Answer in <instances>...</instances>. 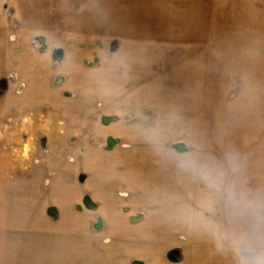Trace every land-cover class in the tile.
Wrapping results in <instances>:
<instances>
[{"label":"crops","instance_id":"0c3cea01","mask_svg":"<svg viewBox=\"0 0 264 264\" xmlns=\"http://www.w3.org/2000/svg\"><path fill=\"white\" fill-rule=\"evenodd\" d=\"M171 1L179 3L178 10H169L167 0H55L58 10L50 9L48 20L46 16L44 20L35 7L38 0H29L25 9L18 10L17 25L2 18L0 79L6 82L0 91V264H5L4 258L9 264H73L77 259L68 260L70 248L54 245L56 239L67 235H100V239L121 233L123 226L196 232L193 227L189 230L193 225L189 222L184 228L166 222L153 225L160 211L192 204L204 193L197 182L179 179L185 173L177 165L162 164L161 168L160 163H153V169L162 175L161 182H136L137 169L153 170L146 166L151 160L135 158L137 149H151L147 140L138 146L136 137L146 139L156 134L174 138L179 136L178 124L183 131L186 123L217 122V113L222 110H217L218 92L231 87L234 56L239 68L238 55L247 61L249 53L235 49L227 36L213 33L218 23L231 25L235 20L223 23L219 17L228 13H220L215 0ZM241 5L246 10L247 3ZM186 8L193 12L192 18H185ZM253 8L260 11L259 6ZM203 13L208 16V31L187 33L185 26ZM235 16L244 26L245 17ZM246 38L247 43L252 41V37ZM235 73L243 77L240 71ZM107 117L115 118V123L106 125L103 121ZM47 120L57 125L53 135L39 130V122ZM31 122L35 138L29 148L25 127ZM118 124L127 132L116 130ZM212 128L208 126L203 133L208 141L215 138ZM97 129L102 131L97 133ZM194 130L201 132L199 126ZM41 135L53 142V147L47 150L37 144ZM56 136L73 146L58 147ZM114 137L122 142L108 151L103 141ZM79 139L84 140L80 152L77 146L74 149ZM208 145V150L213 149V144ZM117 154L122 158H118L115 171L126 177L127 169H134L131 182H124L121 176L104 181L101 158ZM197 158L210 161L200 154ZM170 170L178 180L165 187ZM58 181L62 183L57 188ZM76 186L81 191L76 192ZM57 190L67 196L50 199L49 194ZM154 191L177 204L132 206L135 198L145 199ZM64 199L68 200L66 213L61 212ZM51 202L59 204L56 220L50 211L55 212L57 206H46L43 212V205ZM93 204H98L97 209L93 210ZM162 205L166 208L159 207ZM139 215L144 220L135 224L132 218ZM26 243L36 246L25 247ZM46 244H51V253H43ZM146 246L138 255L153 249L152 244ZM200 248L198 245L194 250ZM138 255L128 264L142 259Z\"/></svg>","mask_w":264,"mask_h":264},{"label":"rangeland","instance_id":"374dc122","mask_svg":"<svg viewBox=\"0 0 264 264\" xmlns=\"http://www.w3.org/2000/svg\"><path fill=\"white\" fill-rule=\"evenodd\" d=\"M167 1L170 2L167 7L169 10H178L179 3L177 1ZM228 1L229 2L227 4L226 0H215L218 11H220V13H228L221 15L219 19L223 21V23H229L232 20H235L231 23V25H221L218 23L214 26L213 33H216L218 36H227L232 40V45L235 49H243V51L249 53V59L245 61V57L238 55L239 62H241V65H239L238 68L237 65H235L236 56H234V65H232L234 74H232V82L230 84L231 87L228 90L219 91L218 100H216L218 103L217 110L222 109L220 113H217L218 121L202 122L201 124L186 123L183 125L186 129L183 131H181L180 128L182 124H178L179 130L176 134H179V136L174 138H161L156 134H152L163 140L170 153L167 155L156 149L150 139V136L152 135L148 136L146 139H144L142 135H138L136 137L138 146L143 142V140H147V144H151V149H137L135 158L138 161H144L145 159L151 160L152 162H147L146 166L153 169V163L155 166H157V163H160L161 168L162 164H168L175 167L177 165L175 162L176 157H197L200 154L202 159L204 157H208V160H210L209 162L217 165H226L227 158L232 157L234 158L236 165V176L238 179H240L248 188L254 190H264V0ZM243 2L247 3L246 10H242L243 6L241 4ZM28 4L29 0H19L18 3H11L8 0L1 2L0 0V32L2 18H4L3 21L9 22L13 26L17 25L19 23L17 22V18L20 16L18 10L25 9ZM57 4H59V2H57ZM55 5V0H38L37 4L35 2V7L40 11L39 15L42 18L44 16V20H46L45 16L48 20L49 10H55ZM254 5L259 6L260 11L253 8ZM56 9L58 10V8ZM192 13L193 12H191L189 8H186L184 12L185 18H192ZM236 14H238L240 18H242L241 16L245 17L247 21L245 20L242 22L245 24L244 26H242L241 22L239 23L238 17L235 16ZM207 19L208 16L205 13L197 16L193 24H187V26H185L187 33L194 35L205 34L209 29ZM40 36H42L43 39L44 36ZM246 37H252V41L250 39L247 43L245 41L247 39ZM256 53L259 57H256ZM255 58L257 59L255 60ZM257 60L259 61L257 62ZM247 67L248 72L246 75ZM235 71H240V74L243 77L237 75ZM246 77H248V80ZM5 82V79H0V91ZM220 114L222 115L220 116ZM210 118L214 119V117ZM103 122L106 125L113 124L115 123V118L107 117ZM33 126L34 123L31 122L25 127L29 132L28 134L26 133L29 148L32 147L31 145L33 144L35 138ZM198 126L200 127V134L198 130H194V128L196 129ZM208 126L213 127L212 130L215 132V138L211 139L212 142L203 137L204 130ZM56 127L57 125L54 126V124L50 123L48 120L45 122H39V130L41 132L46 131L50 135L54 134L52 129H56ZM124 127L125 126L118 124L115 126V129L126 133L127 129ZM101 131L102 130L100 129L96 130L97 133ZM198 134L201 136L199 137ZM63 140H61L59 136H56L54 138V143L58 147L68 146V148H70V142L64 144ZM47 141L48 139L44 136L36 139L37 144L40 143L41 147H44L43 149L48 150L53 147V142L50 143L48 141L47 143ZM121 142L122 140L114 137L108 138V140L105 139L103 141V145L108 151H111ZM206 143L211 144V146L213 144V149L208 150V146L210 145ZM82 144H84L83 139L76 140L74 142L75 148H73L77 149V146L80 152L82 147H84ZM126 145L128 146V142H126ZM76 156H79V153L78 155L75 154V157ZM118 158L121 159L122 157L120 158V155L117 154L116 156L107 155L101 158L102 164L100 165L103 167L102 170H104L102 176L104 181L108 182L109 179L116 180L121 176L115 171L116 164L119 163ZM40 161L42 163V159ZM78 162L80 164V158H78ZM36 165L39 166L37 163ZM40 166L42 168V165ZM133 170L134 169L132 168H128L126 177L121 176V179H124V182H131L133 180ZM170 171L165 176V187L168 186L169 182L178 180L177 174H173L172 170ZM184 173L183 177L179 178L180 180L184 179L185 182H195L191 179L188 173ZM80 177L81 179H84L85 174L82 173ZM161 179L162 175L159 170L155 169L150 170V172L137 169L135 175L136 182H161ZM61 183L62 182L58 181L57 188L60 187ZM152 187L154 189L156 188L155 183ZM75 191L79 192L81 191V188L76 186ZM154 193L149 194L145 199L140 197L135 198L132 206L135 207L138 205H145L146 207V205L154 206L167 203L169 206L174 207V205L177 204L176 200L168 199V201L164 195ZM54 196L56 199H63L67 196V193L62 190H57L56 192L50 193L48 197L51 199L54 198ZM63 201L64 202L61 203V212L66 213L69 209L67 207L68 200L64 199ZM85 203L87 206L91 207V201L88 198H86ZM46 206H51L52 208L53 206H57V208H55V212H53L54 209H51L50 211L51 213H54L51 218L56 220L59 214V204L53 202L46 203L43 205V212L46 211ZM97 207L98 204L92 205L93 210L97 209ZM159 207L166 208L165 205ZM38 210L39 209L36 211L38 212ZM175 210L176 209L169 210L166 213L165 211H160L158 213V218L153 220V225H155L156 222H159L161 225L166 222L175 224L177 228H184V224H188V222L180 218ZM62 216H64V214H62ZM142 220H144L143 215L133 216L132 218L134 223H138V221ZM153 225L151 224V226ZM192 227L196 232L172 233L165 232L162 229V231L159 229L149 231L143 227H138L136 229L123 226L121 233L110 234L108 236H104V238L99 239L100 235L91 234L87 236H82L80 234L78 236L67 235L64 239H56V241H54V245L57 248L69 247L71 253H68V260L73 261L77 259L73 264H79L78 260L80 262L82 261L84 264H128V260L133 259L139 254L138 250H144V248L147 247L146 244H152L153 249L150 250V252L144 251V253H142L146 255L140 254L138 256L142 257V259L151 258L152 260L143 261L142 259H135L132 264H234L231 254H224L218 251L215 241L208 233L195 225H190L189 230H193ZM104 242H108V244L106 243L107 245L103 249L99 248V246L104 244ZM28 244L29 243H26L25 247L32 248V246H36L35 244H31L30 246ZM198 245L201 246V250H194V248ZM163 249H165V254L161 256ZM42 250L44 254L51 253V244H46ZM22 253L24 254L25 252L23 251ZM4 263L9 264L7 258H4ZM55 263L56 262L52 263V261H50L48 264Z\"/></svg>","mask_w":264,"mask_h":264},{"label":"clouds","instance_id":"9594fccd","mask_svg":"<svg viewBox=\"0 0 264 264\" xmlns=\"http://www.w3.org/2000/svg\"><path fill=\"white\" fill-rule=\"evenodd\" d=\"M150 139L158 151L170 154L161 138ZM175 162L204 193L192 204L179 205L178 216L208 233L234 264H264V190L248 188L238 179L232 157L226 165L195 156L176 157Z\"/></svg>","mask_w":264,"mask_h":264}]
</instances>
